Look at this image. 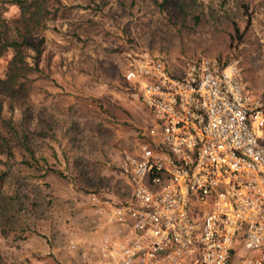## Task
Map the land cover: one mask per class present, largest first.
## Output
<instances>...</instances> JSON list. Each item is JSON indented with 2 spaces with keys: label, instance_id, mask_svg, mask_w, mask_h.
I'll return each instance as SVG.
<instances>
[{
  "label": "rangeland",
  "instance_id": "rangeland-1",
  "mask_svg": "<svg viewBox=\"0 0 264 264\" xmlns=\"http://www.w3.org/2000/svg\"><path fill=\"white\" fill-rule=\"evenodd\" d=\"M47 8L33 37L43 40L38 70L19 101L0 103V264H104L92 248L100 228H116L88 194L127 197L119 156L149 123L125 78L127 53L173 71L202 57L236 64L244 92L264 106V0H47ZM19 12L0 0V17ZM13 54L0 58L1 78ZM241 246L229 264H239Z\"/></svg>",
  "mask_w": 264,
  "mask_h": 264
},
{
  "label": "built area",
  "instance_id": "built-area-1",
  "mask_svg": "<svg viewBox=\"0 0 264 264\" xmlns=\"http://www.w3.org/2000/svg\"><path fill=\"white\" fill-rule=\"evenodd\" d=\"M127 62L149 123L119 156L127 197L88 194L116 228L92 250L104 264H229L241 239L239 264H264V106L239 68L202 57L173 71L131 52Z\"/></svg>",
  "mask_w": 264,
  "mask_h": 264
},
{
  "label": "trees",
  "instance_id": "trees-1",
  "mask_svg": "<svg viewBox=\"0 0 264 264\" xmlns=\"http://www.w3.org/2000/svg\"><path fill=\"white\" fill-rule=\"evenodd\" d=\"M19 5V14L11 19L0 17V58L8 48L14 51L8 62L3 78L0 77V103L19 101L26 94L29 75L38 70L39 57L42 52V38L34 42L37 27L42 25L45 15L49 13L47 0H7ZM27 49L34 54L32 63L27 60ZM8 130L10 138L18 144H25L27 136L19 134L14 127ZM8 137H1L6 142Z\"/></svg>",
  "mask_w": 264,
  "mask_h": 264
},
{
  "label": "crops",
  "instance_id": "crops-1",
  "mask_svg": "<svg viewBox=\"0 0 264 264\" xmlns=\"http://www.w3.org/2000/svg\"><path fill=\"white\" fill-rule=\"evenodd\" d=\"M100 229H101V230H100ZM100 229H99V231H100L101 236H102L103 234L107 233V229H106L105 227H102V228H100Z\"/></svg>",
  "mask_w": 264,
  "mask_h": 264
}]
</instances>
